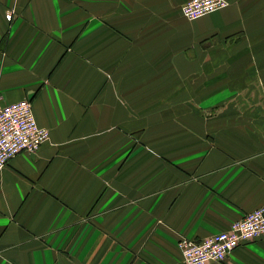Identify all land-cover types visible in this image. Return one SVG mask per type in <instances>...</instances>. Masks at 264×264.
Segmentation results:
<instances>
[{
	"label": "crops",
	"instance_id": "0c3cea01",
	"mask_svg": "<svg viewBox=\"0 0 264 264\" xmlns=\"http://www.w3.org/2000/svg\"><path fill=\"white\" fill-rule=\"evenodd\" d=\"M186 1L0 0V96L49 132L0 168V264H184L264 205V0Z\"/></svg>",
	"mask_w": 264,
	"mask_h": 264
},
{
	"label": "built area",
	"instance_id": "2783aa9c",
	"mask_svg": "<svg viewBox=\"0 0 264 264\" xmlns=\"http://www.w3.org/2000/svg\"><path fill=\"white\" fill-rule=\"evenodd\" d=\"M226 5L225 0H188L180 7L186 19H196ZM11 20L12 13H6ZM49 132L38 124L29 100L3 102L0 96V168L22 152L36 154L47 141ZM264 238V205L232 221L228 228L203 237H182L177 241L184 264L224 262L237 246Z\"/></svg>",
	"mask_w": 264,
	"mask_h": 264
},
{
	"label": "rangeland",
	"instance_id": "374dc122",
	"mask_svg": "<svg viewBox=\"0 0 264 264\" xmlns=\"http://www.w3.org/2000/svg\"><path fill=\"white\" fill-rule=\"evenodd\" d=\"M207 15V14H206ZM204 16V15H203ZM203 16H201V17H203ZM200 18V17H199ZM197 19V18H196ZM188 20H190V19H188ZM191 20H193V19H191Z\"/></svg>",
	"mask_w": 264,
	"mask_h": 264
}]
</instances>
